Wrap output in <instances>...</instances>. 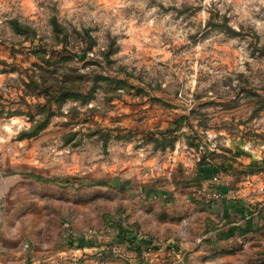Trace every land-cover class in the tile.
I'll use <instances>...</instances> for the list:
<instances>
[{"label": "rangeland", "instance_id": "rangeland-1", "mask_svg": "<svg viewBox=\"0 0 264 264\" xmlns=\"http://www.w3.org/2000/svg\"><path fill=\"white\" fill-rule=\"evenodd\" d=\"M11 178L263 209L264 0H0V191Z\"/></svg>", "mask_w": 264, "mask_h": 264}, {"label": "crops", "instance_id": "crops-1", "mask_svg": "<svg viewBox=\"0 0 264 264\" xmlns=\"http://www.w3.org/2000/svg\"><path fill=\"white\" fill-rule=\"evenodd\" d=\"M39 180L3 182L0 193L22 196L0 201V264H264V208L235 207L224 192L201 196L189 185L137 194L123 186L49 191ZM37 211L57 222L49 225L53 233L48 222L32 223ZM67 225L78 237L71 235V244L61 237ZM140 233L148 240L138 239ZM141 243L152 245L150 256Z\"/></svg>", "mask_w": 264, "mask_h": 264}, {"label": "built area", "instance_id": "built-area-1", "mask_svg": "<svg viewBox=\"0 0 264 264\" xmlns=\"http://www.w3.org/2000/svg\"><path fill=\"white\" fill-rule=\"evenodd\" d=\"M237 224H239V223H237ZM138 236H140L141 237V235L139 234Z\"/></svg>", "mask_w": 264, "mask_h": 264}]
</instances>
